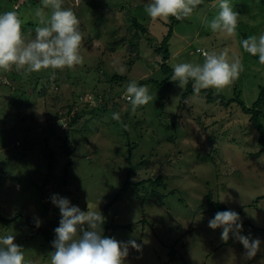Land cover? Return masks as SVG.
I'll return each instance as SVG.
<instances>
[{
  "label": "rangeland",
  "instance_id": "374dc122",
  "mask_svg": "<svg viewBox=\"0 0 264 264\" xmlns=\"http://www.w3.org/2000/svg\"><path fill=\"white\" fill-rule=\"evenodd\" d=\"M13 1L0 0V12L17 10ZM39 1L18 9L25 21L22 27L28 21L37 25V9L49 13L48 0ZM80 1L62 0V6L74 8L80 22L81 64L31 73L16 66L0 70V214L12 217L22 211L34 223L39 219L40 227H49L52 241L53 220L58 217L59 224L60 219L59 209L50 201L53 194L67 197L81 211L101 212L130 172L133 184L105 216L107 223L114 218L116 224L129 225L109 229V237L135 240L141 246L139 251L129 247L124 264H160L170 252L175 258L168 264H264V198L259 197L264 195V153L249 154L258 145L248 115L237 103L208 102L203 93L182 99L186 87L178 81L151 83L167 77L154 46L166 33L168 19L154 20L146 14L150 0H102L97 10ZM230 2L239 14L236 34L211 32L206 21L217 8L206 5L174 25L168 64L201 63L204 57L196 48L227 49L230 57L241 56L244 69L238 79L223 91L211 89L225 98L237 91L250 107L264 86V65L244 52L240 41L264 33V11L257 0ZM132 17L147 27L145 34L128 30ZM22 36L27 43L35 32L22 29ZM116 74L128 81L111 79ZM131 80L147 86L152 97L135 111L125 100ZM100 100L103 104L97 103ZM93 103L97 106H89ZM72 104L82 116L70 127L67 140L68 120L53 118ZM259 108L264 125V101ZM113 113L119 114L118 120ZM65 146L71 149L69 154ZM46 152L54 157V186L45 179ZM142 158L150 166L140 165ZM155 175L163 176V185L136 183ZM170 189L175 193H168ZM210 192L213 200L239 213L244 220L242 234L261 240L252 258L246 257L231 232L224 241L221 228L208 227L215 214L207 211ZM0 233L14 236L13 242L23 248L25 264H50L51 242L24 217L0 222Z\"/></svg>",
  "mask_w": 264,
  "mask_h": 264
},
{
  "label": "clouds",
  "instance_id": "9594fccd",
  "mask_svg": "<svg viewBox=\"0 0 264 264\" xmlns=\"http://www.w3.org/2000/svg\"><path fill=\"white\" fill-rule=\"evenodd\" d=\"M200 0H150L146 5V14L152 18L177 20L189 18ZM45 7L47 15L36 10L37 26L35 38L25 43L22 36V19L18 10L0 12V70L11 67L25 68L29 73L41 69L72 68L83 62L79 54L82 35L79 19L71 8L62 6V0H48ZM216 14L206 21L211 32H223L235 35L238 26V13L230 0H217L214 5ZM240 46L244 52L257 57L264 65V33L241 39ZM201 63L179 62L173 64L172 81H178L183 87L193 82V91L215 89L217 92L227 89L244 69L239 55L229 56L228 50L204 51ZM121 72L124 68L120 69ZM127 98L132 111L147 104L152 97L147 86L131 80L126 86ZM113 119L119 114L113 113ZM225 200V199H224ZM222 200V201H224ZM51 203L59 209L60 219L54 229L55 237L51 241L50 264H124L129 247L139 251L140 245L135 240L118 241L103 235L104 217L100 211H81L67 197L53 194ZM36 220L35 226L40 227ZM211 229L221 228V239L227 241L229 233L238 240L246 250L247 258H252L261 244L260 239H251L242 234V221L239 213L233 209L216 211L208 220ZM14 236L0 233V264H25L22 247L15 244Z\"/></svg>",
  "mask_w": 264,
  "mask_h": 264
},
{
  "label": "trees",
  "instance_id": "16d2710c",
  "mask_svg": "<svg viewBox=\"0 0 264 264\" xmlns=\"http://www.w3.org/2000/svg\"><path fill=\"white\" fill-rule=\"evenodd\" d=\"M261 5H262V9L264 11V0H257ZM36 2L38 4H41L39 0H14L13 3L17 4L18 8L21 5H30L34 4L36 5ZM80 2H82V4H84L86 7L91 8L92 10H97L99 8H101L100 2H102V0H81ZM217 3V0H200L199 4L197 5L196 9H200L206 5L209 6H214ZM72 9V8H71ZM194 10V11H195ZM72 11L75 13V9L73 8ZM93 12V15H95L94 19L96 20L97 24L99 23V17L98 15H96ZM132 20L130 21V24H128V30L130 31H134L136 34L138 32H141L143 34H145L147 32V27L144 26V24L142 22H140L136 17H132ZM181 20H185V19H181ZM181 20H177L175 17H169L168 18V22H166L168 29L166 31V33L162 36L161 40L154 46V51L159 54L161 56V60L162 63L160 64V69L162 70L163 73L167 74V77L162 79L161 81H153L151 82V79L148 80V82L154 83L155 85L159 86V85H170L174 82L177 81H172V67L168 64V60L169 57L171 55L170 53V49H169V41L173 35V28L174 25L176 23H178ZM96 24V25H97ZM37 26V25H36ZM34 22L32 23V21H28L26 23L25 27H22L23 30L25 31H34L35 27ZM35 32V31H34ZM33 34V33H32ZM33 36V35H31ZM245 36V34L243 35ZM109 51L111 52H115L116 48L114 46H108ZM130 49L132 51H135L136 47L135 45L131 44ZM196 52L197 53H201L203 55V50L200 48H196ZM253 59L257 60V57L252 56ZM111 79L114 80H127L125 78V76L122 75H113L111 77ZM185 90L182 94V99H185L189 94L192 93H196L193 91V82L189 81V83L185 86ZM199 93H203L206 100L208 102H218L223 106H229L231 105V103H237L238 106L240 107L241 112L245 113L248 115V123L255 129L257 137H256V143L258 145V150L255 152H251L249 153L250 156H260L261 154L264 153V125L261 123L260 121V104L264 101V86H262L260 88L259 94L257 96V99L252 103V105L250 107H246L244 102L241 100L240 98V93L235 91L234 93V97L232 98H225L223 95L221 94H216L213 92V90L211 88L209 89H202L199 91ZM90 97V96H89ZM127 97V96H126ZM125 97V100L128 102V99ZM92 97H90L91 99ZM93 100V99H91ZM97 103H102L103 101L100 100ZM97 103H93L92 105H89L91 107H96ZM74 105H68L67 109L62 111L60 113V116L58 113L55 114L53 119H60L59 117H65L66 120H68L67 124L68 127L66 129V135L64 136L65 138H69V129L71 126L75 125L78 123V120L80 119V117L82 116V111L77 109H74ZM178 115L176 114L174 116V118H177ZM181 117V116H180ZM179 117V118H180ZM51 118V119H52ZM52 119V120H53ZM54 121V120H53ZM172 124H168V126H170ZM168 139L174 140V137H170ZM66 140V141H67ZM65 141V143H66ZM16 146H20V142L16 141L15 142ZM137 146V144H134V146H131L132 148ZM66 147V146H65ZM65 153L69 154L71 152V149L69 148H65ZM46 158L48 159V167H47V175L45 176L46 178V182L50 183L51 185L53 184L54 186V181L52 182L51 180V175H52V171L54 170V157L51 153L46 152ZM69 161L65 164V167L69 166ZM140 165H145V166H150V161L148 159H141L139 162ZM128 175L126 176L123 185L120 189H118V191L113 195V197L111 198V200L105 204V206L102 208L101 214L104 217V221L102 224V229H103V235L105 236H110L109 234V229H116L118 227H124V228H129V225H120V224H116L114 223V218H112L111 222L107 223V221L105 220V216L109 210V208L117 201L119 200L127 191L128 189L131 187V185L133 184V181L130 180V172L127 173ZM4 174L1 173V176H3ZM140 178V177H139ZM149 182L151 185L153 186H160L164 184L163 181V176L161 175H155V177H148V178H144L142 177L141 180H137L136 183L139 182ZM168 193L174 194L175 193V189H170ZM260 198H264V195L259 196ZM228 209V207L223 204L220 200H216L212 198L211 192L207 195V211H220V210H226ZM20 217H24L25 220L27 221L28 225L32 228V229H37L39 232L43 233L44 235H46V238L49 239V241L51 242L49 236L47 235L49 232V227H36L35 223L29 218V216L22 212L19 211L17 213H15L12 217H5L4 215L0 214V222L4 223V224H8L9 222L12 221H16L18 218ZM242 222H244V220L241 219ZM246 221V220H245ZM247 224H249L248 221H246ZM58 226V217L55 218V220H53V229H55ZM55 237V233L51 234V239H53ZM52 246V244H51ZM173 247V246H172ZM53 247H52V251H53ZM175 258V253L174 252H170L168 259L163 261L160 264H168V261L173 260Z\"/></svg>",
  "mask_w": 264,
  "mask_h": 264
},
{
  "label": "crops",
  "instance_id": "0c3cea01",
  "mask_svg": "<svg viewBox=\"0 0 264 264\" xmlns=\"http://www.w3.org/2000/svg\"><path fill=\"white\" fill-rule=\"evenodd\" d=\"M13 9H17L18 10V9H20V7L18 8L17 4L13 3Z\"/></svg>",
  "mask_w": 264,
  "mask_h": 264
},
{
  "label": "built area",
  "instance_id": "2783aa9c",
  "mask_svg": "<svg viewBox=\"0 0 264 264\" xmlns=\"http://www.w3.org/2000/svg\"><path fill=\"white\" fill-rule=\"evenodd\" d=\"M127 98V97H126ZM128 99V98H127Z\"/></svg>",
  "mask_w": 264,
  "mask_h": 264
}]
</instances>
